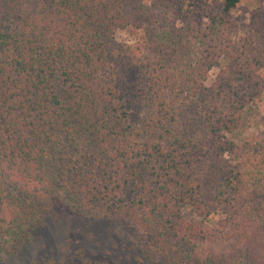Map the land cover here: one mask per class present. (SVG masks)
Returning <instances> with one entry per match:
<instances>
[{
    "label": "trees",
    "instance_id": "16d2710c",
    "mask_svg": "<svg viewBox=\"0 0 264 264\" xmlns=\"http://www.w3.org/2000/svg\"><path fill=\"white\" fill-rule=\"evenodd\" d=\"M243 1L198 24L168 0H0V258L61 210L133 219L148 264H264V144L237 139L264 92V0L236 43Z\"/></svg>",
    "mask_w": 264,
    "mask_h": 264
},
{
    "label": "rangeland",
    "instance_id": "374dc122",
    "mask_svg": "<svg viewBox=\"0 0 264 264\" xmlns=\"http://www.w3.org/2000/svg\"><path fill=\"white\" fill-rule=\"evenodd\" d=\"M173 10L181 6L183 14L189 15L198 24L206 22L205 15L210 10L219 11L220 0H168ZM257 9V1H243L229 18L234 22V41L244 39L251 31L250 16ZM260 9H264V1ZM116 37L121 42L132 43L135 38L125 31ZM218 72L213 70L207 83L215 79ZM264 84V70L260 72ZM237 139H254L264 144V92L261 101L255 106V112L242 122ZM185 219L199 223L198 219L184 212ZM140 226L131 218L116 217L109 220H97L77 214H67L54 210L43 224L39 225L31 242L13 256H3L0 264H44L47 259L55 263L69 255L83 250L87 258L101 260L109 257L111 261H123L125 264H148L136 245V236ZM220 252L222 245H202L201 248Z\"/></svg>",
    "mask_w": 264,
    "mask_h": 264
}]
</instances>
